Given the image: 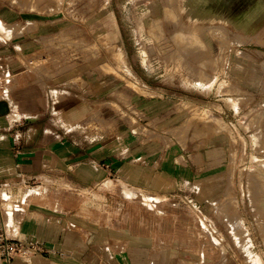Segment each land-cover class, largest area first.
<instances>
[{
	"label": "crops",
	"instance_id": "crops-1",
	"mask_svg": "<svg viewBox=\"0 0 264 264\" xmlns=\"http://www.w3.org/2000/svg\"><path fill=\"white\" fill-rule=\"evenodd\" d=\"M254 2L214 4L221 17L260 18L252 10ZM0 19L5 28L0 30V64L11 74L9 82L0 83V232L43 248L8 263L0 259V264H188L196 257L199 264H241L229 252L220 261V250L208 249L200 239L188 241L182 229L166 241L149 233H124L111 226L104 210L78 198L102 181L119 180L136 191L187 199L199 182L204 198L191 196L193 204L207 205L227 184L226 171L219 168L229 152L223 136L208 135L209 125L191 122V108H202L205 95L147 83L145 93L133 92L124 81L98 75L87 63L63 74L45 59L56 46L44 37L50 40L61 28L59 16L30 17L0 0ZM245 58L237 57L232 67L237 74L246 67L245 81H255L262 73L250 67L262 63ZM198 77L202 75H187L182 83ZM110 101L135 118L137 132L121 122L117 129L111 126ZM95 114L102 116L98 135L84 125ZM63 183L70 184L69 191ZM39 188L47 192L32 193ZM5 194L16 197V209L7 206Z\"/></svg>",
	"mask_w": 264,
	"mask_h": 264
},
{
	"label": "rangeland",
	"instance_id": "rangeland-1",
	"mask_svg": "<svg viewBox=\"0 0 264 264\" xmlns=\"http://www.w3.org/2000/svg\"><path fill=\"white\" fill-rule=\"evenodd\" d=\"M9 1L30 17L59 16L61 28L50 40L44 37L56 46L45 59H51L57 71L65 74L77 63H87L98 75L124 81L133 92L145 93V83L192 96L201 92L205 105L191 108V122L209 125L208 135H221L228 142V160L219 168L226 171L227 184L199 208L191 198H204L199 182L187 199L136 191L119 180L102 181L94 190H82L78 198L104 210L111 226L124 233H149L166 241L182 229L188 241L200 239L208 249L220 250V261L229 252L241 264H264V0L253 4L254 15L260 17L255 19L221 17L215 0L207 5L210 11L202 5L196 11L192 0ZM227 13L224 10L223 15ZM245 56L262 63L250 67L262 73L255 81H245L246 67H240L238 74L232 67L233 60ZM195 73L202 77L182 83ZM204 77L207 80L202 81ZM107 104L112 111L107 121L114 129L121 122L137 132L134 117L114 101ZM84 125L98 135L102 116L95 114ZM62 186L69 191L70 184ZM45 192L39 188L32 193ZM5 199L9 208L16 201V197ZM188 264L199 260L193 258Z\"/></svg>",
	"mask_w": 264,
	"mask_h": 264
},
{
	"label": "built area",
	"instance_id": "built-area-1",
	"mask_svg": "<svg viewBox=\"0 0 264 264\" xmlns=\"http://www.w3.org/2000/svg\"><path fill=\"white\" fill-rule=\"evenodd\" d=\"M11 74L5 64H0V83L9 82ZM5 198V197H4ZM29 251L42 252V246L37 242L11 239L4 232H0V259L10 262L15 257L22 256Z\"/></svg>",
	"mask_w": 264,
	"mask_h": 264
},
{
	"label": "bare ground",
	"instance_id": "bare-ground-1",
	"mask_svg": "<svg viewBox=\"0 0 264 264\" xmlns=\"http://www.w3.org/2000/svg\"><path fill=\"white\" fill-rule=\"evenodd\" d=\"M183 1V0H182ZM189 1V0H188ZM187 1V2H188ZM193 2L192 3H194V8H196L195 10L197 11L198 9H200V5H202V8L203 9H206V8H208V10L210 11L211 10V8H209L207 5H209V3H210V0H192ZM184 2V1H183ZM186 2V1H185ZM182 4V3H181ZM186 5V4H185ZM191 5V4H190ZM182 6V5H181ZM183 10V9H182ZM192 10H194V9H192ZM184 11V10H183ZM190 13V12H189ZM191 13H192V11H191ZM194 13V12H193ZM200 13H202V12H200ZM195 14H196V12H195ZM194 14V15H195ZM198 14V13H197ZM189 15V14H188ZM206 15V14H205ZM193 16V15H192ZM230 22V21H229ZM0 28L1 29H5L4 27H3V22H2V20L0 19ZM10 31V30H9ZM7 34H8V32H7ZM11 34V33H10ZM9 34V35H10ZM8 36V35H7ZM142 59H144V58H142ZM143 61V60H142ZM5 197H6V194L4 195Z\"/></svg>",
	"mask_w": 264,
	"mask_h": 264
}]
</instances>
